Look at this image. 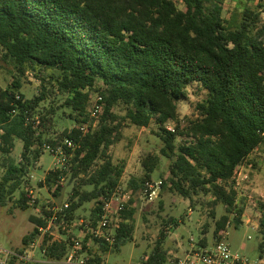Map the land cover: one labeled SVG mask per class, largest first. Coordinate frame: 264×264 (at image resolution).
<instances>
[{
  "label": "trees",
  "instance_id": "trees-1",
  "mask_svg": "<svg viewBox=\"0 0 264 264\" xmlns=\"http://www.w3.org/2000/svg\"><path fill=\"white\" fill-rule=\"evenodd\" d=\"M233 1L0 0V58L14 70L10 87L0 89V153L5 156L0 206H7L18 193L19 208H37L40 200L30 192L34 187L28 175L45 153L44 145L55 146L67 138L77 144L75 150L66 147L71 156L67 169L52 170L45 183L40 182L55 197L68 175L75 182L69 208L57 212L40 244L44 259H64L73 235L56 241L55 231L78 221V211L87 203L96 204L94 220L103 199L120 185L126 162H115L110 149L122 140L125 122L137 128L156 125L155 134L164 143L161 154L170 160L168 182L173 191L191 202L195 196H211L213 206L225 207L216 223L217 241L229 222L236 228L242 224L245 208L238 203L235 173L264 144V0H248L257 1L255 8L248 3L232 7ZM29 72L41 80L40 92L32 99L21 93ZM194 83L207 96L195 105L196 118H182L179 102ZM55 92L66 97L62 106L77 125L93 123L92 95L102 96L97 126L86 133L76 127L50 138L56 109L41 105ZM118 108L126 114L121 116ZM15 138L24 145L20 161L11 156ZM158 165L159 157L148 155L144 176L131 178L133 198L115 243L85 238L98 246L91 264H102V256L120 252L132 240L135 197L144 195ZM53 208L48 203L41 206L25 246L49 226ZM212 216L216 217L214 211ZM259 234L262 258L264 209ZM166 238L162 232L142 264L170 263ZM199 245L208 244L204 240ZM18 260L13 257L8 264Z\"/></svg>",
  "mask_w": 264,
  "mask_h": 264
},
{
  "label": "rangeland",
  "instance_id": "rangeland-1",
  "mask_svg": "<svg viewBox=\"0 0 264 264\" xmlns=\"http://www.w3.org/2000/svg\"><path fill=\"white\" fill-rule=\"evenodd\" d=\"M253 8L257 6V1L235 0L231 3L232 7L244 8L245 4ZM264 18V13H263ZM13 66L4 62L0 58V89H7L13 81ZM21 93L27 99H32L40 92L41 80L29 72L23 79ZM98 93L92 95V103ZM206 90L201 85L194 83L188 88V95L179 102V110L182 118H196L195 105L205 99ZM66 97L57 92L53 93L49 100L42 103L41 108L50 109L54 107V126L49 133V137L59 138L65 130H71L81 125H77L69 119V110L62 105ZM118 113L124 116L126 112L118 108ZM93 127H96L98 120L92 118ZM91 122V121H90ZM90 122L87 125H92ZM83 125V124H82ZM173 127V125H169ZM156 125L149 128H137L128 123L123 124V138L110 149V154L115 162H126V169L122 175L120 184L124 187L129 186L132 177L142 178L145 174L143 160L148 155L159 157L158 169L153 173L151 181L153 183L164 182L161 185L158 196L154 200H147L143 195L137 194L135 197V214L133 216L134 231L132 240L122 247L120 252H111L102 256V264H142L143 258L149 255L155 248L157 241L161 238L162 232L167 234L164 243L168 251L169 259L175 260L184 255L185 251L192 245H199L206 240L207 244L212 245L217 242L215 229L217 221L226 213L223 205L213 206L211 196H195L191 202L185 199L170 188L168 182L170 160L161 154L164 143L155 134ZM182 140L179 139L178 142ZM63 142V141H62ZM61 142V143H62ZM14 150L11 156L20 161L23 152V141L15 138ZM41 159L35 167H31L30 174L35 177L32 179L35 198L40 200L37 208L23 210L16 204L19 199L17 193L13 200L9 201L7 206H0V249L14 250L28 255L29 260H18L17 264H47L49 260L44 259L40 249V244L44 240L45 234L41 232L28 246L24 244V238L32 233L35 228L33 218L41 215V206L48 203L54 207L62 208L69 203L70 195L73 191L74 180L71 175L64 181V189L58 197L50 191L49 187L40 186V182L45 183L50 171L58 166L66 165L68 160L61 159L44 151ZM5 156L0 153V167ZM59 164V165H58ZM0 179L4 173V168H0ZM30 174L28 176H30ZM234 185L238 191V203L245 208L242 217V224L237 228L234 222H229L227 231L228 242L235 254L249 258L251 261L264 263V255L261 258L259 249L261 237L259 234V221L264 209V144H262L248 159L236 170ZM96 210L95 202L87 203L78 211V221L67 230L58 228L55 231L53 240L63 241L73 235V245L78 244L82 250L81 254L88 258H94L97 255L98 246L92 239L85 242L86 239L80 235L82 229L81 220L92 219ZM216 217L212 216V212ZM95 218L98 213H95ZM76 237L78 242H74ZM87 246V248H85ZM101 257V256H100ZM2 255L0 254V259ZM46 261V262H44ZM49 264V263H48Z\"/></svg>",
  "mask_w": 264,
  "mask_h": 264
},
{
  "label": "built area",
  "instance_id": "built-area-1",
  "mask_svg": "<svg viewBox=\"0 0 264 264\" xmlns=\"http://www.w3.org/2000/svg\"><path fill=\"white\" fill-rule=\"evenodd\" d=\"M19 99L20 96H17ZM103 97L98 95L95 98V101L92 103L90 108L91 117L99 120V116L103 110ZM92 125H87L86 123L80 126V129L83 133H86ZM97 126V125H96ZM95 128V127H94ZM172 129L171 127H168ZM66 147L72 150L77 148V144L72 139H65L62 143L58 145H44V151L50 152L52 155L59 158V163L61 164V159L68 160L71 156L66 153ZM59 165V164H58ZM67 169L64 164L58 166L57 169ZM35 176L30 174L29 178L32 182V179ZM62 181L65 178H61ZM161 182L153 183L148 181L144 187V196L147 200H154L158 196V192L161 189ZM31 194H34V188H30ZM133 195L129 187H124L122 183L118 185L107 197L103 199V205L101 211L98 213V217L94 220H81L82 229L80 235L86 238L90 236L94 239L102 240L103 242L113 245L116 241L115 235L117 229L120 227V223L123 221L122 215L129 207V203L132 200ZM35 203V200L31 201V204ZM69 208V203H66L64 207L58 208L54 207L55 216L49 219V226L47 228H41L42 233L48 232L51 225L57 218V212L59 210H64ZM230 224V223H229ZM64 225L63 230H67L68 227L73 226ZM228 232H225L223 238L217 241L212 245H192L190 249L185 251L184 255L177 257L175 260H170L169 264H264L262 260L251 261L249 258L235 254L231 248L230 243L228 242ZM74 242H78L76 237L73 238ZM82 248L76 244L72 246V249L66 255L64 259L61 260H52L48 262L49 264H91L88 257H85L81 254ZM0 254L2 258L0 259V264H8L9 260L13 257L18 258L19 260H29L27 254H21L14 250H4L0 249Z\"/></svg>",
  "mask_w": 264,
  "mask_h": 264
},
{
  "label": "crops",
  "instance_id": "crops-1",
  "mask_svg": "<svg viewBox=\"0 0 264 264\" xmlns=\"http://www.w3.org/2000/svg\"><path fill=\"white\" fill-rule=\"evenodd\" d=\"M44 262H46V261H44Z\"/></svg>",
  "mask_w": 264,
  "mask_h": 264
}]
</instances>
